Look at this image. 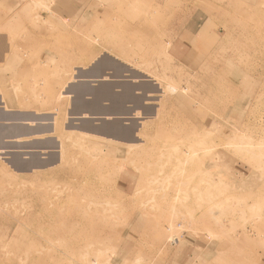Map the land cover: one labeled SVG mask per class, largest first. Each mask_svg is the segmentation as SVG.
<instances>
[{
	"label": "rangeland",
	"instance_id": "obj_1",
	"mask_svg": "<svg viewBox=\"0 0 264 264\" xmlns=\"http://www.w3.org/2000/svg\"><path fill=\"white\" fill-rule=\"evenodd\" d=\"M0 264H264V0H0Z\"/></svg>",
	"mask_w": 264,
	"mask_h": 264
},
{
	"label": "crops",
	"instance_id": "obj_2",
	"mask_svg": "<svg viewBox=\"0 0 264 264\" xmlns=\"http://www.w3.org/2000/svg\"><path fill=\"white\" fill-rule=\"evenodd\" d=\"M56 2H59L60 4H62L64 7L65 6H68V5H71L74 1L75 2H77L78 0H55ZM83 1V0H82ZM82 5V4H81ZM81 5H80V7L79 8H81ZM209 10H210V8H208ZM73 17H75V16H72V17H70L71 19L73 18ZM83 115H81V117H82ZM83 118V117H82ZM20 123H22V124H25V123H27V122H20ZM46 151H40L39 153H38V155H39V157H41V158H44L45 156H46Z\"/></svg>",
	"mask_w": 264,
	"mask_h": 264
},
{
	"label": "water",
	"instance_id": "obj_3",
	"mask_svg": "<svg viewBox=\"0 0 264 264\" xmlns=\"http://www.w3.org/2000/svg\"><path fill=\"white\" fill-rule=\"evenodd\" d=\"M92 83H95V82H94V81H92ZM80 119H85V118H82V117H80ZM89 119H91V120H92V119H94V118H89ZM94 123H95V122H94ZM97 124H98V123H96L95 125H97ZM23 157H24V158H27V155H24Z\"/></svg>",
	"mask_w": 264,
	"mask_h": 264
},
{
	"label": "bare ground",
	"instance_id": "obj_4",
	"mask_svg": "<svg viewBox=\"0 0 264 264\" xmlns=\"http://www.w3.org/2000/svg\"><path fill=\"white\" fill-rule=\"evenodd\" d=\"M92 96V95H91Z\"/></svg>",
	"mask_w": 264,
	"mask_h": 264
}]
</instances>
